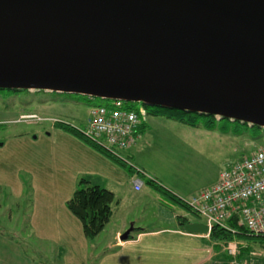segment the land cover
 Instances as JSON below:
<instances>
[{
  "label": "water",
  "instance_id": "water-1",
  "mask_svg": "<svg viewBox=\"0 0 264 264\" xmlns=\"http://www.w3.org/2000/svg\"><path fill=\"white\" fill-rule=\"evenodd\" d=\"M0 87L264 128V0H0Z\"/></svg>",
  "mask_w": 264,
  "mask_h": 264
},
{
  "label": "crops",
  "instance_id": "crops-1",
  "mask_svg": "<svg viewBox=\"0 0 264 264\" xmlns=\"http://www.w3.org/2000/svg\"><path fill=\"white\" fill-rule=\"evenodd\" d=\"M145 124L146 128L139 130L137 143L124 153L134 165L132 172L54 124L41 138L40 134L19 137L26 142L30 139L33 148L30 146L15 153L8 150L10 139L2 143L0 186H8L20 199L25 191L21 172L29 171L34 177V207L28 225L34 240L29 241L22 235L12 239L7 234L9 228L0 227L5 232L0 231V264H216L221 257L216 248L220 243L207 238L206 232L186 229L189 224L205 222L195 219L193 215L197 214L169 195L162 198L148 182L151 177L147 171L134 161L144 164V156L154 144L151 137L155 130L147 121ZM219 175L205 186L217 182ZM83 176L109 189L115 196L112 217L93 240L86 237L82 222L66 204ZM136 179L143 182L140 190L134 187ZM157 184L168 194L186 199L178 194L179 191ZM172 203L184 212L174 208ZM139 210L141 212L137 213ZM151 214L161 225H149ZM129 226L132 231L128 239L123 240L121 236ZM35 240L47 244L49 251H43Z\"/></svg>",
  "mask_w": 264,
  "mask_h": 264
},
{
  "label": "rangeland",
  "instance_id": "rangeland-1",
  "mask_svg": "<svg viewBox=\"0 0 264 264\" xmlns=\"http://www.w3.org/2000/svg\"><path fill=\"white\" fill-rule=\"evenodd\" d=\"M108 102L109 100L99 97L50 91L45 93L30 90L11 96L0 92V143L10 139L7 144L8 150L15 153L30 146L33 148L34 143L30 139L26 142L19 137L27 134L34 137L40 134L41 138L49 132V128L56 121L85 127L89 108ZM127 105L136 111L147 108L141 102H127ZM216 119L215 128L207 129L203 124L193 127L169 119L165 111L158 115H147L146 121L155 130L154 136L151 137L154 144H151L145 154L144 164L134 161L156 182L173 191H179V195L189 199L207 188L206 183L218 176L229 164L239 161L254 149L264 145V128L237 120ZM223 127H228L229 133H222ZM235 130L241 131V134L234 133ZM20 176L23 183L26 181L32 187L34 177L31 172L23 171ZM31 187L30 195L24 194L22 198L17 199L8 186H0V227L3 229V225H6L9 231L20 232L23 238L29 241L34 240L25 223V219L31 220L34 207ZM182 189L197 190L186 194ZM161 195L162 198L168 197L166 194ZM172 205L184 212L179 205L174 203ZM138 206L141 207L140 204ZM151 216L152 218L148 219L149 225H161L153 214ZM193 217L202 221L197 215ZM206 235L208 238L210 232ZM233 242H236L243 252L238 257L239 263L264 264V238L242 235ZM36 243L43 251H49L47 244L38 241ZM224 245L223 243L221 246L222 250L221 248L218 250L221 257L216 264H229L230 258L227 259L228 253ZM250 252H254V256H251ZM224 254L226 257H223Z\"/></svg>",
  "mask_w": 264,
  "mask_h": 264
},
{
  "label": "built area",
  "instance_id": "built-area-1",
  "mask_svg": "<svg viewBox=\"0 0 264 264\" xmlns=\"http://www.w3.org/2000/svg\"><path fill=\"white\" fill-rule=\"evenodd\" d=\"M147 109L136 111L123 99H109L104 105L89 108L85 127L78 129L114 157L134 166L124 154L139 138V126L146 121ZM143 182L134 180L140 190ZM189 209L208 226L232 229L228 222L235 220L255 235L264 236V145L220 172L217 182L198 194L183 200ZM230 256L229 264H241V252L236 242L224 245ZM254 252H250L254 256ZM220 263V262H219Z\"/></svg>",
  "mask_w": 264,
  "mask_h": 264
},
{
  "label": "trees",
  "instance_id": "trees-1",
  "mask_svg": "<svg viewBox=\"0 0 264 264\" xmlns=\"http://www.w3.org/2000/svg\"><path fill=\"white\" fill-rule=\"evenodd\" d=\"M0 92L6 93L9 96H11L13 94H19L21 92L27 93L30 92V90L0 87ZM35 92L46 93L47 91L36 90ZM146 107L149 115H158L161 111H165L167 118L180 121L182 123H185L193 127H196L199 124H203L207 129H214L216 126L215 122L217 121V119L215 116L212 115L191 113L178 109H168L158 106H146ZM54 126L63 129L69 132L70 134L78 137L79 139L83 140L86 144L90 145L91 147L103 153L104 155L108 156L119 165L127 168L129 172L133 171L132 166H129V164H127L126 162L114 157L107 150H105L97 143L86 137L76 126L62 121L55 122ZM145 128H146V124L145 122H142V124L139 126V130ZM222 131L229 132L230 130L228 127H223ZM234 133L241 134V131L235 130ZM148 182L153 186V188L157 192L161 194L169 195L172 199L176 200L180 205L189 209V207L185 204L183 200L168 194V192L162 186L158 185L156 180H154L153 178H150ZM24 185H25V191H24L25 196L30 195L31 186H29L26 181ZM114 200H115V196L112 191L99 184L92 183L91 181H89V179L86 176H83L79 179L77 188L73 196L66 202V204L69 210L82 222L86 237L89 240H93L104 230L106 225L109 223L113 214ZM25 223L29 225V221H27L26 219H25ZM228 225L232 229H228L220 225H214L210 231V235H209L210 240L216 243H220L218 244L219 246H216L217 250L221 248V244L223 243L227 244L233 240L239 239V237L242 235L264 238L263 235H255L250 233L246 227L239 225L235 220H230L228 222ZM0 231L2 233L4 232V230H0ZM7 234H9V236L12 239H18V237L22 235L20 234V232L17 233L13 230ZM242 253L243 252L241 250L239 256L242 255Z\"/></svg>",
  "mask_w": 264,
  "mask_h": 264
}]
</instances>
